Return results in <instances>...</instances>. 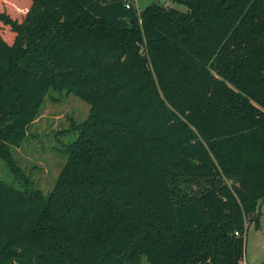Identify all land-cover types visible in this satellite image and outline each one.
<instances>
[{"label":"trees","instance_id":"16d2710c","mask_svg":"<svg viewBox=\"0 0 264 264\" xmlns=\"http://www.w3.org/2000/svg\"><path fill=\"white\" fill-rule=\"evenodd\" d=\"M50 90L89 114L47 195L0 179V264H243L264 201V0H0V149Z\"/></svg>","mask_w":264,"mask_h":264},{"label":"rangeland","instance_id":"374dc122","mask_svg":"<svg viewBox=\"0 0 264 264\" xmlns=\"http://www.w3.org/2000/svg\"><path fill=\"white\" fill-rule=\"evenodd\" d=\"M156 0H133L138 12ZM168 5V4H167ZM185 11L181 5H172ZM88 103L66 91H48L37 117L29 124L19 146L0 149V179L13 186H26L42 195L52 190L67 160L66 147L77 137L73 124L84 121L89 114ZM8 154L10 162L2 155ZM258 226L251 223L245 231L244 260L246 264L264 262V201L257 208ZM139 264H149L141 258Z\"/></svg>","mask_w":264,"mask_h":264},{"label":"built area","instance_id":"2783aa9c","mask_svg":"<svg viewBox=\"0 0 264 264\" xmlns=\"http://www.w3.org/2000/svg\"><path fill=\"white\" fill-rule=\"evenodd\" d=\"M133 2V0H131ZM162 1H166V0H162ZM126 7H129V2L126 3ZM262 249H264V245L262 246Z\"/></svg>","mask_w":264,"mask_h":264},{"label":"crops","instance_id":"0c3cea01","mask_svg":"<svg viewBox=\"0 0 264 264\" xmlns=\"http://www.w3.org/2000/svg\"><path fill=\"white\" fill-rule=\"evenodd\" d=\"M262 263H263V262H262ZM244 264H246V263H245V260H244ZM260 264H261V263H260Z\"/></svg>","mask_w":264,"mask_h":264},{"label":"water","instance_id":"95a60500","mask_svg":"<svg viewBox=\"0 0 264 264\" xmlns=\"http://www.w3.org/2000/svg\"><path fill=\"white\" fill-rule=\"evenodd\" d=\"M167 6V8H169V5H166Z\"/></svg>","mask_w":264,"mask_h":264}]
</instances>
